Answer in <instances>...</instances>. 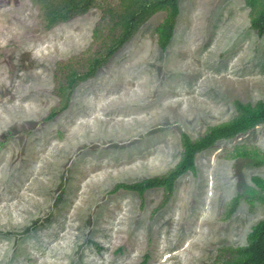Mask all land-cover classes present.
I'll return each instance as SVG.
<instances>
[{
  "label": "rangeland",
  "instance_id": "rangeland-1",
  "mask_svg": "<svg viewBox=\"0 0 264 264\" xmlns=\"http://www.w3.org/2000/svg\"><path fill=\"white\" fill-rule=\"evenodd\" d=\"M71 1L0 0V264L225 263L264 220V120L198 152L171 194L119 186L264 105L263 0H179L174 20L87 0L55 20Z\"/></svg>",
  "mask_w": 264,
  "mask_h": 264
},
{
  "label": "trees",
  "instance_id": "trees-1",
  "mask_svg": "<svg viewBox=\"0 0 264 264\" xmlns=\"http://www.w3.org/2000/svg\"><path fill=\"white\" fill-rule=\"evenodd\" d=\"M72 0L68 6L65 13L58 12L54 14V19L57 20L60 17H65L67 12L79 7H86L88 4L87 0ZM178 1L179 0H158L145 2V7L150 5L161 6L168 5L171 7V17L174 20L178 13ZM258 0H246L247 6H249L253 12L256 11ZM138 3V2H137ZM136 16L133 15L132 19L129 21L127 27V35L130 34L133 29ZM252 28L257 32L258 36L262 37L264 35V0L261 4L260 11L257 15L252 17L251 20ZM127 37V36H126ZM170 38V37H169ZM169 39H164V46L167 44ZM95 67H93L94 69ZM244 110V113L233 121L212 127L208 132L201 137L200 139L193 141L187 135H183V144H184V154L182 161L173 169L170 173L165 176L152 178L141 183H136L133 185H120V188H125L127 190L135 191L139 195H144L145 192L156 189V188H165L168 193H172L175 182L179 177L185 173L194 170L195 168V157L198 152H201L209 147H211L217 140L221 138H229L235 136L241 132L246 131L254 124L264 120V105L258 109H251L249 107H240ZM235 156L243 158H258L261 156V152L256 149H249L247 147L238 146L234 150ZM255 185L264 191V179L255 178ZM239 203V199H235L231 205V212L236 208ZM228 260L225 263H213V264H264V220L259 222L253 229L251 234L248 237V243L246 246L242 247H231L223 248L221 251ZM145 264V263H142Z\"/></svg>",
  "mask_w": 264,
  "mask_h": 264
},
{
  "label": "bare ground",
  "instance_id": "bare-ground-1",
  "mask_svg": "<svg viewBox=\"0 0 264 264\" xmlns=\"http://www.w3.org/2000/svg\"><path fill=\"white\" fill-rule=\"evenodd\" d=\"M78 153V152H77ZM78 155V154H77ZM48 187V186H47ZM36 261V260H35ZM45 262V261H44ZM46 263V262H45Z\"/></svg>",
  "mask_w": 264,
  "mask_h": 264
}]
</instances>
